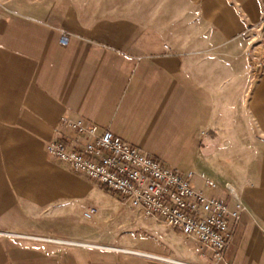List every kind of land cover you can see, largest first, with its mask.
<instances>
[{"label":"crops","instance_id":"0c3cea01","mask_svg":"<svg viewBox=\"0 0 264 264\" xmlns=\"http://www.w3.org/2000/svg\"><path fill=\"white\" fill-rule=\"evenodd\" d=\"M62 119L193 171L230 208L238 198L222 257L104 190L133 209L122 232L19 237L82 238L85 195L99 196L45 150L72 135ZM0 264H264V0H0Z\"/></svg>","mask_w":264,"mask_h":264},{"label":"built area","instance_id":"2783aa9c","mask_svg":"<svg viewBox=\"0 0 264 264\" xmlns=\"http://www.w3.org/2000/svg\"><path fill=\"white\" fill-rule=\"evenodd\" d=\"M62 125L72 135L48 142L45 145L48 154L102 185L142 215L156 216L167 226L177 228L185 235L195 236L201 246L214 252L217 259L222 257L239 221L242 206L238 198H235V207L230 208L221 198L197 190L193 171L182 174L172 170L161 160L126 143L109 129L101 130L95 123L62 119ZM199 176L206 187L215 186L214 181L204 173L201 172ZM226 189L236 196L231 186L227 185ZM95 213L96 209L89 207L83 215L89 219ZM18 236L42 242L84 245L46 235ZM120 251L178 263L137 250Z\"/></svg>","mask_w":264,"mask_h":264},{"label":"rangeland","instance_id":"374dc122","mask_svg":"<svg viewBox=\"0 0 264 264\" xmlns=\"http://www.w3.org/2000/svg\"><path fill=\"white\" fill-rule=\"evenodd\" d=\"M100 187L101 190L98 197L92 193H87L85 195V210L89 207H94L96 209V213L89 219L83 218V226L81 229L83 234L82 238L70 239L68 237L54 234L46 236H51L55 239L92 244L93 242L106 240L107 233L109 231L116 230V232H122L124 229L121 219L133 209L127 207L126 204H121L108 199L103 192L106 188L102 185H100Z\"/></svg>","mask_w":264,"mask_h":264},{"label":"bare ground","instance_id":"6f19581e","mask_svg":"<svg viewBox=\"0 0 264 264\" xmlns=\"http://www.w3.org/2000/svg\"><path fill=\"white\" fill-rule=\"evenodd\" d=\"M81 244L88 245V244H86V243H81Z\"/></svg>","mask_w":264,"mask_h":264},{"label":"trees","instance_id":"16d2710c","mask_svg":"<svg viewBox=\"0 0 264 264\" xmlns=\"http://www.w3.org/2000/svg\"><path fill=\"white\" fill-rule=\"evenodd\" d=\"M104 191H107L106 189Z\"/></svg>","mask_w":264,"mask_h":264}]
</instances>
